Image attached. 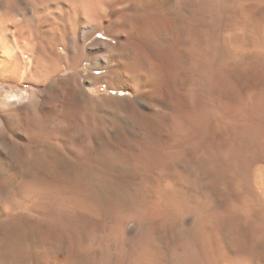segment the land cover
I'll list each match as a JSON object with an SVG mask.
<instances>
[{
    "label": "rangeland",
    "instance_id": "1",
    "mask_svg": "<svg viewBox=\"0 0 264 264\" xmlns=\"http://www.w3.org/2000/svg\"><path fill=\"white\" fill-rule=\"evenodd\" d=\"M19 8L0 22L21 40L43 20ZM120 12L64 65L95 76L77 77L80 114L8 98L38 86L0 53V264H264V0ZM106 41L124 44L101 67Z\"/></svg>",
    "mask_w": 264,
    "mask_h": 264
},
{
    "label": "bare ground",
    "instance_id": "2",
    "mask_svg": "<svg viewBox=\"0 0 264 264\" xmlns=\"http://www.w3.org/2000/svg\"><path fill=\"white\" fill-rule=\"evenodd\" d=\"M20 1L0 0V14H10L14 11L21 14L22 8H19ZM128 1L130 2L131 0H26L28 5L34 10L33 14L39 18L41 17L43 22L38 25L37 31L30 29L27 36H21V40L17 39L19 37H15L17 31L21 32L23 29L16 30L13 28V26L18 24L16 23L18 17L16 19L15 14L12 15L14 16V21L8 19L6 23L0 22V53L3 57L2 62L7 65V69L12 75L11 77L18 78L19 81L28 80L29 82H33L38 88L34 92L26 89L14 91L10 88H5L6 91H4L7 97H15L21 101L31 100L36 105L40 104L39 109L33 110L34 114H37L39 111L53 116L66 113L80 114L82 110L87 109L91 103L93 104V98L89 95L86 98L81 96L78 89L77 77H84V79L92 84L95 83V76H84V71L87 70L84 68L65 75L63 74L66 70L65 66L69 65V63H72L71 65L74 66V63L76 64L79 60L78 50L85 51L86 49L80 43L81 38L77 40L80 37V33L82 32L81 37H84V39L85 35L95 33L96 18L104 17L106 10L110 6L116 12L123 11L124 5ZM25 32L27 31L25 30ZM19 34L18 36H20ZM81 41L84 42V40ZM121 42L113 43L112 41H108V50L103 56L97 58V64L105 67L110 62V58L114 55L116 56L117 52L123 49L124 43ZM94 49L95 47H93V52L91 50L90 52L94 54L93 63L95 64ZM118 60L120 61V59ZM91 70H95V66H92ZM49 79H53V84L48 88H41L43 83ZM90 90L93 91L94 88L91 87ZM46 93H48L47 100L42 98V95ZM63 102L68 104L67 107L63 106ZM261 237L264 239V235Z\"/></svg>",
    "mask_w": 264,
    "mask_h": 264
}]
</instances>
